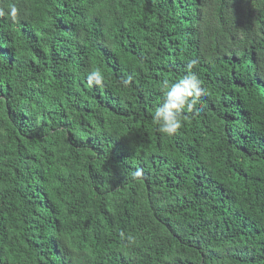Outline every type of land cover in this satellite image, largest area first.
Listing matches in <instances>:
<instances>
[{
    "label": "trees",
    "instance_id": "obj_1",
    "mask_svg": "<svg viewBox=\"0 0 264 264\" xmlns=\"http://www.w3.org/2000/svg\"><path fill=\"white\" fill-rule=\"evenodd\" d=\"M10 4L0 264H264V0ZM193 60L204 94L161 133Z\"/></svg>",
    "mask_w": 264,
    "mask_h": 264
},
{
    "label": "clouds",
    "instance_id": "obj_2",
    "mask_svg": "<svg viewBox=\"0 0 264 264\" xmlns=\"http://www.w3.org/2000/svg\"><path fill=\"white\" fill-rule=\"evenodd\" d=\"M19 9L15 4H10L7 9L0 7V17H7L12 22H16L19 17ZM197 62L190 61L187 65L186 74L171 83H165L166 89L164 100L160 106L155 109L153 116V123L158 126L161 133L173 135L183 125L184 111L191 112L198 101V98L204 94V88L201 80L193 68ZM87 83L92 86H102L104 76L101 71L97 69L90 70L86 75ZM132 77H128L122 81L125 87L130 85ZM141 170L137 169L133 173V177H140Z\"/></svg>",
    "mask_w": 264,
    "mask_h": 264
}]
</instances>
